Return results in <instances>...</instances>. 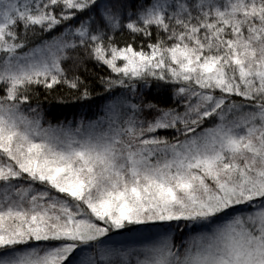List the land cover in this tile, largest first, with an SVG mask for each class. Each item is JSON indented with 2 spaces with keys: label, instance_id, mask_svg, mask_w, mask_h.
Returning <instances> with one entry per match:
<instances>
[{
  "label": "snow or ice",
  "instance_id": "6c2138e0",
  "mask_svg": "<svg viewBox=\"0 0 264 264\" xmlns=\"http://www.w3.org/2000/svg\"><path fill=\"white\" fill-rule=\"evenodd\" d=\"M0 264H264V0H0Z\"/></svg>",
  "mask_w": 264,
  "mask_h": 264
},
{
  "label": "trees",
  "instance_id": "16d2710c",
  "mask_svg": "<svg viewBox=\"0 0 264 264\" xmlns=\"http://www.w3.org/2000/svg\"><path fill=\"white\" fill-rule=\"evenodd\" d=\"M97 91H99V89H97ZM75 110L79 111V107L77 106V108ZM72 111H73L72 108L55 106V102H53V105L50 106L51 115L49 118L52 119L53 116H59L62 112L67 113L69 115V118H71ZM62 118L63 117L61 116V119ZM53 122H55V120H53ZM122 238H125V237H119V239H122Z\"/></svg>",
  "mask_w": 264,
  "mask_h": 264
},
{
  "label": "rangeland",
  "instance_id": "374dc122",
  "mask_svg": "<svg viewBox=\"0 0 264 264\" xmlns=\"http://www.w3.org/2000/svg\"><path fill=\"white\" fill-rule=\"evenodd\" d=\"M126 238V237H125ZM125 238H122V239H125Z\"/></svg>",
  "mask_w": 264,
  "mask_h": 264
}]
</instances>
